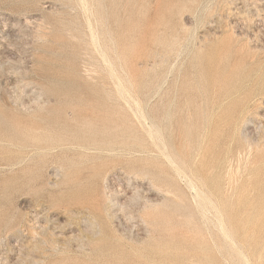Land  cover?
I'll return each instance as SVG.
<instances>
[{
  "label": "rangeland",
  "instance_id": "1",
  "mask_svg": "<svg viewBox=\"0 0 264 264\" xmlns=\"http://www.w3.org/2000/svg\"><path fill=\"white\" fill-rule=\"evenodd\" d=\"M261 119L264 0H0V264H264Z\"/></svg>",
  "mask_w": 264,
  "mask_h": 264
},
{
  "label": "bare ground",
  "instance_id": "2",
  "mask_svg": "<svg viewBox=\"0 0 264 264\" xmlns=\"http://www.w3.org/2000/svg\"><path fill=\"white\" fill-rule=\"evenodd\" d=\"M246 113V110L245 109H243L241 112H240V116H243L244 114ZM249 117V116H248ZM247 117V118H248ZM262 117V116H261ZM249 120V119H248ZM262 120H264V119H261V121ZM260 121V120H259ZM260 121V122H261ZM245 123H246V121H245ZM244 124V123H243ZM249 124H250V122H249ZM260 124V123H259ZM247 125V124H246ZM246 125H244L245 127H246ZM262 125V124H261ZM249 126V125H248ZM251 126V125H250ZM263 126V125H262ZM261 127V126H260ZM148 128V127H147ZM242 128V127H241ZM257 128V127H256ZM255 128V129H256ZM262 129V128H261ZM254 130V129H253ZM150 131V130H149ZM241 131V130H240ZM252 131V130H251ZM250 131V132H251ZM35 132V131H34ZM242 132V131H241ZM264 132V131H263ZM255 133H257L256 131H255ZM255 133L253 134V135H255ZM259 133V132H258ZM149 134V133H148ZM262 134V133H261ZM149 135H151V134H149ZM260 135V134H259ZM264 135V134H263ZM256 136V135H255ZM246 137V136H245ZM261 137H263V136H261ZM260 137V138H261ZM260 138L258 139L259 141H260ZM243 139H245V146L243 147V149L241 148V147H238L237 148V154H238V158L240 157V155H242V153L245 151L246 152V150H248L249 151V153H250V151H251V149H252V147H253V143L254 142H251L250 140H246V138H243ZM255 140V139H254ZM244 141V140H243ZM263 141H264V139H263ZM36 142V141H35ZM256 142V141H255ZM1 143V142H0ZM257 143H258V141H257ZM161 144V143H160ZM262 145H264V144H262ZM30 146V145H29ZM187 148V147H186ZM255 149V148H254ZM22 151V150H21ZM200 152V151H199ZM198 152V153H199ZM254 152H256V149H255V151ZM245 154H247V153H245ZM252 154V153H251ZM244 157V156H243ZM249 158V157H248ZM169 159V158H168ZM240 159V158H239ZM246 159V158H245ZM244 160V159H243ZM249 160V159H248ZM168 161H170V160H168ZM244 162H245V160H244ZM168 163H170V165L171 166H173L172 165V162H168ZM240 163V162H239ZM239 165V164H238ZM230 166V165H229ZM238 167V166H237ZM172 168H174V167H172ZM171 168V169H172ZM175 169V168H174ZM173 170V169H172ZM177 170V169H176ZM232 177V176H231ZM230 180H231V178H229ZM233 180V179H232ZM230 182V181H229ZM192 189V188H191ZM122 192V191H121ZM134 194V193H133ZM130 217V216H129ZM127 221V220H126ZM135 225V224H134ZM137 225V224H136ZM131 226V225H130ZM136 228V227H135ZM259 255V254H258ZM257 259V258H256Z\"/></svg>",
  "mask_w": 264,
  "mask_h": 264
}]
</instances>
